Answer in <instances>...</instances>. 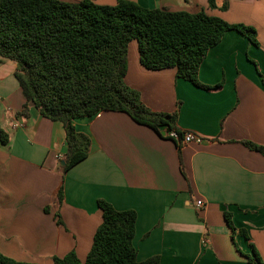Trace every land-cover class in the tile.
Masks as SVG:
<instances>
[{
    "label": "crops",
    "instance_id": "obj_1",
    "mask_svg": "<svg viewBox=\"0 0 264 264\" xmlns=\"http://www.w3.org/2000/svg\"><path fill=\"white\" fill-rule=\"evenodd\" d=\"M126 1L149 10L203 11L251 27L257 45L227 32L199 69L201 84L221 87L205 90L177 79L175 69L144 68L131 42L125 84L150 110L178 111V127L203 142L179 150L125 113L100 112L74 121L92 150L66 173L63 126L33 105L28 116L20 115L26 101L17 66L0 57V127L9 139L0 143V253L23 264H54V257L74 251L84 263L104 200L117 211L136 212L139 262L158 256L161 264H250L253 246L264 264V155L243 144L264 147V0H212L213 7L210 0ZM225 213L247 239H233Z\"/></svg>",
    "mask_w": 264,
    "mask_h": 264
},
{
    "label": "trees",
    "instance_id": "obj_2",
    "mask_svg": "<svg viewBox=\"0 0 264 264\" xmlns=\"http://www.w3.org/2000/svg\"><path fill=\"white\" fill-rule=\"evenodd\" d=\"M230 31L257 45L255 29L229 24L203 11L191 14L149 10L126 0H117L114 6L92 0H0V57L17 66L15 78L26 101L20 115L28 116L33 105L44 118L63 126L67 141L63 173L87 159L92 150L91 139L76 130L74 121L105 111L127 114L160 137L173 140L181 150L185 132L178 127V111L150 110L140 94L125 84L129 45L137 42L144 68L175 69L177 79L214 90L221 84H201L199 69L208 52ZM160 126H167V136L161 135ZM8 141L0 127V143L6 145ZM243 144L264 155V147ZM181 171L184 174L182 166ZM63 196L62 186L58 204ZM98 206L103 221L85 262L72 251L63 258L54 257V264H161L158 256L143 262L137 259L133 245L135 211H117L104 200H99ZM225 218L233 239L236 234L248 238L244 229L234 226L231 214L225 213ZM58 223L62 224L60 219ZM250 248L253 258L246 255L249 263L260 264L255 248ZM237 251L244 255L238 247ZM0 264L23 263L0 253Z\"/></svg>",
    "mask_w": 264,
    "mask_h": 264
},
{
    "label": "built area",
    "instance_id": "obj_3",
    "mask_svg": "<svg viewBox=\"0 0 264 264\" xmlns=\"http://www.w3.org/2000/svg\"><path fill=\"white\" fill-rule=\"evenodd\" d=\"M171 136L174 139H178V136L175 133H172ZM203 142V139L193 133H185L184 138L181 142L182 145L185 144H190V143H196V144H201ZM204 206L203 202L198 201L197 202V207L202 208Z\"/></svg>",
    "mask_w": 264,
    "mask_h": 264
},
{
    "label": "water",
    "instance_id": "obj_4",
    "mask_svg": "<svg viewBox=\"0 0 264 264\" xmlns=\"http://www.w3.org/2000/svg\"><path fill=\"white\" fill-rule=\"evenodd\" d=\"M159 130H160L161 135H162L163 137L167 136V134H168V132H167V126H160V127H159ZM64 165H65V162L63 161V162H62V166H64Z\"/></svg>",
    "mask_w": 264,
    "mask_h": 264
}]
</instances>
